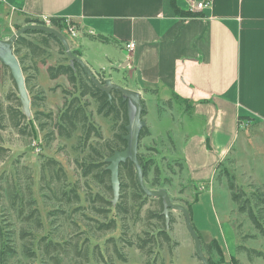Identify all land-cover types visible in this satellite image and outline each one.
<instances>
[{
  "label": "rangeland",
  "instance_id": "obj_1",
  "mask_svg": "<svg viewBox=\"0 0 264 264\" xmlns=\"http://www.w3.org/2000/svg\"><path fill=\"white\" fill-rule=\"evenodd\" d=\"M16 22L14 15L0 8V37L9 38L4 33L9 30L12 35ZM66 37L71 43L70 36ZM47 52L45 59L50 65L65 61L66 56L54 41H50ZM94 55L97 57L98 52ZM24 64L27 66L26 60ZM91 71L98 79L111 82L120 73ZM27 74L33 75L31 71ZM35 80L33 77L26 89L30 99L38 98L36 105L30 106V116L15 129L9 121L8 109L21 110L18 94L9 70L0 64L4 126L0 129V264H200L183 216L175 211L168 223L169 246L160 239L138 249L142 240L155 235L162 225L148 217L150 212L161 210L159 199L148 198L138 208L140 201L132 202L135 191L128 188L110 207L107 203L112 200V192L107 188L110 184L82 177L76 167L75 161L85 162L88 154V148L79 141V123L67 129V136H59L55 128L58 113L64 110V97L67 103L76 100L75 107L84 106L102 135V141L92 138L88 144L106 159L109 156L102 152L101 144L119 132L120 122L113 126V121L99 116L95 103L89 97H79L65 77L55 81L53 90H46L52 82L45 71H38V83ZM62 90H67L66 95ZM161 96L149 94L143 100L147 106L143 120L151 136L140 140L138 156L149 166L146 186L150 190H166L174 204L190 205L191 222L202 241L204 254H207L205 244L215 241L223 253L221 264H264V236L254 228L247 214L238 212L227 185L231 179L253 203L251 194L264 185V126L242 127L233 150L217 167L216 177H210L207 170L197 179L189 171L182 145L203 121L194 118L191 122V110L182 114L181 106L175 101L170 106ZM36 113L39 121L34 119ZM33 142L37 147L32 146ZM49 159L58 163L65 178L62 173L57 179L49 167H44ZM97 159L100 160V155ZM120 182L128 184L123 175ZM71 188L76 190L78 199L72 193L67 196ZM119 202L126 212L115 210ZM258 216L264 226V205ZM111 221L114 228L99 230L100 225ZM48 243L51 246L46 249ZM219 259L213 252L212 260L219 264Z\"/></svg>",
  "mask_w": 264,
  "mask_h": 264
},
{
  "label": "crops",
  "instance_id": "obj_2",
  "mask_svg": "<svg viewBox=\"0 0 264 264\" xmlns=\"http://www.w3.org/2000/svg\"><path fill=\"white\" fill-rule=\"evenodd\" d=\"M175 7L194 16H178ZM0 8L16 25L42 17L74 23L70 48L91 70L124 73L113 82L142 101L160 93L182 114L191 110V122H203L182 146L197 179L207 170L216 177L242 127L264 126V0H212L202 12H189L188 0H0ZM26 64L35 83L50 65L30 55Z\"/></svg>",
  "mask_w": 264,
  "mask_h": 264
},
{
  "label": "trees",
  "instance_id": "obj_3",
  "mask_svg": "<svg viewBox=\"0 0 264 264\" xmlns=\"http://www.w3.org/2000/svg\"><path fill=\"white\" fill-rule=\"evenodd\" d=\"M175 14L181 17L194 16L190 13L181 12L176 7H175ZM49 20H50V26L54 28L55 30H57L58 32H60L67 39L66 19L57 17V18H50ZM31 23L38 24V25H44V23L39 18H25L24 25L31 24ZM70 24L74 25V23L72 22H70ZM21 27L22 26L14 25V30L16 31ZM5 34H8V36L9 35L11 36V33L9 30H6L4 35ZM27 37H35L36 40L35 41L31 39L28 40ZM0 39H3V37H0ZM50 41H54L58 45V47L61 49L62 55L66 56L64 49L61 46L60 42L52 35L44 33V32L28 31L22 36L18 37L14 43L13 52L21 67L27 89L33 77L27 74V72L30 70V67L25 66L24 61L28 58L29 55L30 56H40L43 58H45L46 56L48 57L47 50L49 49ZM69 46H70V43H69ZM23 50H25L26 52L22 53ZM71 51L74 55L78 57L81 56L78 51H75V50H71ZM46 72H47L48 78L51 81L57 80L60 77H65L69 85L73 89L76 90L79 97H89L95 103L96 113L99 116H102L103 118L110 119L111 121H113L114 122L113 126L116 125L118 122H120L118 126L119 132H115L111 140L103 141L101 144V148H102V152H104V154H107L109 157L115 151H123L126 147V142L123 137L126 135L127 115H126V103L122 101L120 94L116 91L112 92L111 98L109 100L108 96L105 93L99 91L90 82V80L86 77L82 69L77 64H74L73 67L69 65V60L67 57L65 58V61L63 62H59L56 65H49L46 69ZM99 80L103 82L102 77H99ZM58 87L59 86L57 85L56 88ZM53 89L54 88H52V90ZM66 93H67V90H62L63 95H66ZM36 99H38L36 96H31L30 101H31L32 107L36 105L35 104ZM65 99L66 98L64 97V100H63L64 110L58 113L57 122L55 123L57 134L59 136L69 135L67 129L75 128L76 127L75 123L78 122L80 126L79 141L85 144V146L88 148V154L86 156V161L83 163H80L79 161H75L78 171L81 173L82 177H92L93 180L98 184H102L105 182L106 183L108 182L110 184V173L106 170L107 164L104 162L105 157L101 156V154L98 152L95 146H92V144L90 145L88 144V142L92 138H95L97 141H102L103 139H102L101 133L97 130L95 125L91 122L88 114L85 111L84 106L75 107L74 102L76 100H73L72 102L67 103ZM142 104H143V101H142ZM1 113L2 111H1V106H0V129L4 127L2 124L3 117ZM8 115H9V121L11 122L12 127L15 129L19 127L21 121L26 119V117L22 114L21 110L19 109L14 110V111H12L11 109H8ZM38 115L39 114L36 113V116L34 118L35 121L40 120ZM145 115H146V110L143 104L142 116H145ZM77 116H78V120L76 119ZM44 117L47 119H51L50 115H45ZM149 135L150 134L148 132V129L144 127L140 132L139 142L142 138L149 136ZM99 155H100V160L97 159V156L99 157ZM138 161L142 168L143 179L146 183L149 166L147 165V163L142 162L140 156H138ZM57 166H58V163L52 159H49L46 161V163H44V167L45 168L49 167L57 179H59L62 173L65 178V173L63 172L62 168L61 167L58 168ZM122 175L127 179L129 185L122 184L120 182V193L124 192L128 188H132L135 191L132 196L133 197L132 202L137 203L140 201L138 208L141 207V205L145 204L148 198L145 197L144 194L140 191V188L136 181V175L134 172L133 165L129 161H126L125 163L120 164L119 180H121ZM227 185L231 192V199L237 204L238 212L240 214H247L254 228L257 229L264 236V226L260 223V217L258 216V214L262 212L263 205H264V185L262 186L261 190L257 189L256 192H253L251 194L252 202H253L252 204H251V200L245 197V194L242 191V189L236 186V184L231 179H228ZM107 188L111 190L110 185ZM67 193H68L67 196H69V194L72 193V195L76 199H78V195L74 188H71ZM120 198H122L121 195H120ZM158 201L161 206V210L158 212H150L148 214V217L149 219H156L160 221L162 225L158 228L155 235H151L150 238L142 240V243L139 244V247H138V249L140 250L144 249L147 243L158 242L160 239L162 242H164L168 246L171 242V239L169 236V229H168V226L165 225V219H164V216L162 215V200L159 199ZM107 203L108 205H110V207H113L111 202H107ZM186 208L190 212L189 204L186 206ZM254 208L257 210L256 212H254L253 210ZM115 210L119 212L127 211L126 208L122 206L120 202L115 206ZM171 222H172V218L170 214L169 223ZM114 225L115 223L111 221L108 224L100 225L99 230L112 229L115 227ZM201 244H202V241H201ZM50 246L51 244L48 243L45 247L47 249ZM205 246L207 248V254H204V255L206 256L208 263L218 264L212 260V254L214 252L215 255L218 258H220L218 261H219V264H221L223 262V253L219 245L217 244V242L212 241L210 243L205 244ZM2 257H3V252H1V258ZM146 264H149V262Z\"/></svg>",
  "mask_w": 264,
  "mask_h": 264
},
{
  "label": "water",
  "instance_id": "obj_4",
  "mask_svg": "<svg viewBox=\"0 0 264 264\" xmlns=\"http://www.w3.org/2000/svg\"><path fill=\"white\" fill-rule=\"evenodd\" d=\"M28 31H40L55 37L63 47L71 67H73L74 64H77L90 82L99 91L105 93L109 100L111 98V93L116 91L120 94L122 101L126 103L127 125L126 135L123 137L126 142V147L123 151H115L110 157L104 160L107 164L106 170L110 173L112 205L116 204L120 196L119 166L121 163L129 161L133 165L137 184L144 196L151 199L162 200V215L165 219V225L168 226L171 212L175 211L182 214L186 230L194 243L196 257L198 258L200 264H209L206 256L204 255L200 238L193 228L191 215L187 208L182 205L172 203L168 193L163 189L150 190L146 186L143 179L142 168L138 161L140 132L144 127H146V123L142 116L143 104L141 95L136 91L124 88L111 82L110 79H106L101 82L91 71L88 65L80 57L72 53L67 39L60 32L49 26L33 23L26 24L16 30L9 38L0 39V64L9 70L18 94L22 114L25 117L30 116L31 101L26 89L25 79L21 67L13 52V46L17 38Z\"/></svg>",
  "mask_w": 264,
  "mask_h": 264
},
{
  "label": "built area",
  "instance_id": "obj_5",
  "mask_svg": "<svg viewBox=\"0 0 264 264\" xmlns=\"http://www.w3.org/2000/svg\"><path fill=\"white\" fill-rule=\"evenodd\" d=\"M212 0H188L189 12H202L208 10L211 7ZM45 26H50V20L48 18H40ZM67 34L70 38H75L78 35L76 28L67 21ZM125 49L127 51H132L134 49V43L128 42L125 44ZM33 147H37L35 142L32 143Z\"/></svg>",
  "mask_w": 264,
  "mask_h": 264
}]
</instances>
